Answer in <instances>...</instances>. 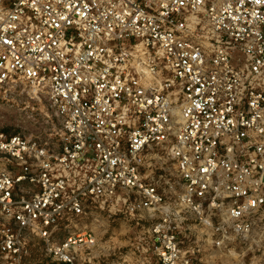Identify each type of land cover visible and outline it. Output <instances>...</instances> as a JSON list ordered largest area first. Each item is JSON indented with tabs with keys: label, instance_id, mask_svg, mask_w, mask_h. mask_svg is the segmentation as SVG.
<instances>
[{
	"label": "built area",
	"instance_id": "1",
	"mask_svg": "<svg viewBox=\"0 0 264 264\" xmlns=\"http://www.w3.org/2000/svg\"><path fill=\"white\" fill-rule=\"evenodd\" d=\"M14 82L48 103L0 134V257L80 264L125 206L154 264H264V0H0Z\"/></svg>",
	"mask_w": 264,
	"mask_h": 264
},
{
	"label": "rangeland",
	"instance_id": "2",
	"mask_svg": "<svg viewBox=\"0 0 264 264\" xmlns=\"http://www.w3.org/2000/svg\"><path fill=\"white\" fill-rule=\"evenodd\" d=\"M36 90L24 82H14L0 85V134L18 133V129L25 126L27 115L34 113L39 117L44 116L47 105L46 95L38 100ZM40 97V96H39ZM159 155L158 152H154ZM162 155V154H161ZM159 164L154 166L156 180L165 176L166 181L176 180L174 163L165 155ZM2 164L0 162V169ZM161 168L165 169V173ZM154 219L150 222L135 220L127 212L125 206L105 208L95 211L85 220L80 222L82 231H91L96 239L95 247L81 252L80 264H154L153 259L145 254L144 238L148 229L158 224ZM181 227H185L181 225ZM182 240V238H181ZM191 244L185 242L182 246L183 253H188ZM186 257H190L187 254ZM198 261L209 264L207 254L200 255ZM217 262V261H216ZM0 264H15L13 260L0 257ZM21 264H58L45 250V246L38 240L30 243L27 254Z\"/></svg>",
	"mask_w": 264,
	"mask_h": 264
},
{
	"label": "crops",
	"instance_id": "3",
	"mask_svg": "<svg viewBox=\"0 0 264 264\" xmlns=\"http://www.w3.org/2000/svg\"><path fill=\"white\" fill-rule=\"evenodd\" d=\"M148 264H152V263H148Z\"/></svg>",
	"mask_w": 264,
	"mask_h": 264
}]
</instances>
